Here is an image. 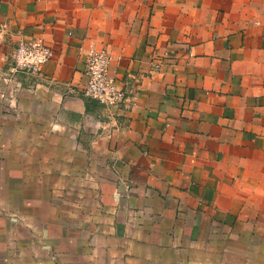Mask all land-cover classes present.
<instances>
[{"label":"crops","instance_id":"crops-1","mask_svg":"<svg viewBox=\"0 0 264 264\" xmlns=\"http://www.w3.org/2000/svg\"><path fill=\"white\" fill-rule=\"evenodd\" d=\"M0 264H264V0H0ZM105 48L126 101L86 99Z\"/></svg>","mask_w":264,"mask_h":264},{"label":"built area","instance_id":"built-area-1","mask_svg":"<svg viewBox=\"0 0 264 264\" xmlns=\"http://www.w3.org/2000/svg\"><path fill=\"white\" fill-rule=\"evenodd\" d=\"M52 58L53 51L42 38L20 41L12 55V66L6 75L0 74V82L8 83L17 73L36 75ZM110 62L105 48L90 49L86 54L84 72L87 81L82 95L104 108L119 106L127 97L109 75Z\"/></svg>","mask_w":264,"mask_h":264}]
</instances>
